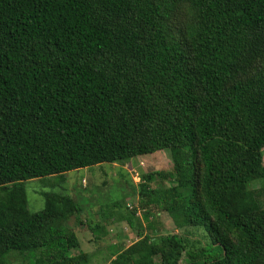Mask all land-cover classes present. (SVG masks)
Segmentation results:
<instances>
[{
  "label": "trees",
  "instance_id": "obj_1",
  "mask_svg": "<svg viewBox=\"0 0 264 264\" xmlns=\"http://www.w3.org/2000/svg\"><path fill=\"white\" fill-rule=\"evenodd\" d=\"M165 149L139 200L184 234L139 225L111 264H264V0H0V264L92 260L78 201L31 212L26 181Z\"/></svg>",
  "mask_w": 264,
  "mask_h": 264
},
{
  "label": "rangeland",
  "instance_id": "obj_2",
  "mask_svg": "<svg viewBox=\"0 0 264 264\" xmlns=\"http://www.w3.org/2000/svg\"><path fill=\"white\" fill-rule=\"evenodd\" d=\"M172 168L170 150L165 149L134 157L123 164L102 163L93 167L71 170L62 175L31 179L25 182L28 207L31 212L41 211L45 206L43 192H61L65 188L66 193L73 196L83 208L78 218H70L69 226L77 232L81 240L80 247L75 248L73 252L82 250L91 253L93 256L90 264H111V260L118 251L139 238V225L147 233L152 232L148 225L149 222H153L159 233L184 234V230L176 228L168 213L154 208L156 207L154 205L146 206L139 200L140 184L144 174L158 170L169 171ZM161 180L165 185L168 184L166 179L156 176L150 185L160 187ZM253 184L264 191V180L254 181ZM116 201L122 203L121 209L119 205L113 204ZM134 208L136 220L132 228L123 214H130ZM108 209L114 212L109 218H105L104 212L108 213ZM147 210L151 213L146 219L144 214ZM81 219L85 221L84 225ZM96 222L103 223L102 231H99L102 236L100 239L94 238L90 228ZM187 230L193 232L190 235L191 239L201 238L199 236L201 229L189 227ZM31 258L29 256L23 263L18 252L10 251L8 254V261L12 264H32Z\"/></svg>",
  "mask_w": 264,
  "mask_h": 264
}]
</instances>
